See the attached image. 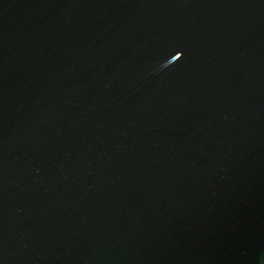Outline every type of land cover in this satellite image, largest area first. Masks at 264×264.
I'll list each match as a JSON object with an SVG mask.
<instances>
[{
	"label": "water",
	"instance_id": "1",
	"mask_svg": "<svg viewBox=\"0 0 264 264\" xmlns=\"http://www.w3.org/2000/svg\"><path fill=\"white\" fill-rule=\"evenodd\" d=\"M0 264H264V0H0Z\"/></svg>",
	"mask_w": 264,
	"mask_h": 264
}]
</instances>
